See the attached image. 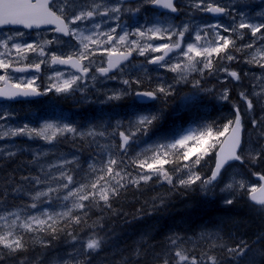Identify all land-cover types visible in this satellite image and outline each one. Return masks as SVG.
<instances>
[{
	"label": "snow or ice",
	"instance_id": "6c2138e0",
	"mask_svg": "<svg viewBox=\"0 0 264 264\" xmlns=\"http://www.w3.org/2000/svg\"><path fill=\"white\" fill-rule=\"evenodd\" d=\"M147 7L162 8L177 16L184 7L195 12L219 16H231L232 12V9L220 0H190L187 5H181L178 0H136L134 4H129L126 0H0V28L21 26L23 29L33 30L42 26H54L50 30L56 34L47 38L37 32L40 39L35 42H27L26 33L20 30L0 35V70L5 73L0 75V82L7 85L6 88H0V98L14 100L46 95L49 92L71 93L81 90L82 83L88 78L95 64L92 57L102 48L101 54H106L108 59L106 67H95V71L101 76L115 79L116 77L109 76V73L114 70L123 71L121 64L130 61L133 53H136L146 57L147 64L175 73V83H191L193 88L212 92L218 100L232 106L230 118L221 125L209 124L202 131L167 144L142 148L131 156L129 152L132 145L138 143L139 136L148 134L160 120V113L137 115L135 120L128 121L127 125L117 120L115 126H90L83 130L69 123L62 126L44 123L42 127H29L24 124L15 128L0 125V140L26 136L30 139H43L51 144L58 137L70 136L73 140L79 138L89 145L96 144L101 149L100 154L87 165L86 170L81 168L80 181L74 180L71 170L60 171L58 177L52 176L51 179L62 180L64 183L55 188L49 187L47 191H38L32 196L33 201H40L42 197L57 193V200L70 202L63 205V211H43L23 218L20 211L0 215V221L4 222V225L0 226V264H4L6 259L14 260V264H46L42 254L35 258L19 256L20 253H27L31 247L25 239V234H33L29 237L33 244L48 248L60 232L72 225L86 224L88 210L91 208L111 209V200L118 197L122 190L129 186L139 188L142 182L148 183L154 178L158 182L162 178L174 187L176 184L184 188L198 185L208 194L223 174L238 162L248 168L258 183L250 185L245 177L237 178L233 175L220 189L221 192L231 193V197L224 198V203L232 205V197L237 192L244 191L256 210L264 213V173L252 171V168L264 162V20L252 23L250 17H241L238 14L232 17L233 22L229 25L206 23L203 26L197 24L192 28L188 23L181 21L179 24L169 22L166 27L154 25L144 30L137 27L134 32H128L117 23L116 27L109 26L107 30H102L108 19L119 22L125 13L135 15ZM260 15L264 17V13ZM118 27L121 28L122 34L117 33ZM130 36L138 39H130ZM245 36L249 39L246 40ZM64 37L70 39L65 40ZM145 39L148 42L142 44L141 40ZM153 40L164 42L156 44L151 42ZM61 45H66L70 51L63 52L59 47ZM90 45H95V50ZM104 45L112 47H103ZM52 48L57 51H46ZM120 48L124 51H120ZM245 52L248 55H245ZM29 53L35 54L37 59L25 65L24 61L29 59ZM152 53L160 55H151ZM84 61L88 63L85 64ZM233 63L259 67L262 71L260 74L238 71L230 67ZM41 65H70L79 74H71L65 78L63 72L55 71L54 75L49 77L52 82L43 90L35 86L39 77L11 83L13 77L9 70L40 72ZM194 73L199 78L189 80ZM221 73L226 74L222 80L219 78ZM206 76L216 77L218 82L225 86L219 89L215 86L203 88L201 81ZM91 79L95 80L96 76L93 75ZM245 80L248 81L247 87L244 86ZM229 82L234 88L226 86ZM122 83L131 88L133 83L139 85L141 81L123 79ZM235 89L238 90L236 98L233 99L232 92ZM172 91L173 84L160 83L147 91L125 90L109 96L108 99L120 100L123 96L132 95L136 98L134 107L142 108L148 101L167 97ZM9 116L6 111L0 112V121ZM246 123L254 130V135L249 134ZM98 137L105 138L108 143L100 145ZM189 141L193 143L190 144ZM149 152L151 156L147 155ZM0 154H6L8 157L16 155L12 151L4 153L3 148H0ZM208 157H212L213 166L210 173L204 176L197 169L202 161L207 163ZM67 164L80 167L76 158L63 160L59 167L62 169ZM169 164L172 165L171 171L165 168V165ZM52 167L57 165H49V169ZM21 179L34 181L35 184L48 182L40 176H23ZM73 184L77 186L69 188V185ZM63 190H67L66 194L58 195ZM12 191L18 192L19 189L13 188ZM5 195L6 193H0V198ZM43 202L51 203V199ZM28 207L36 209L38 204L34 202ZM9 217L12 219L9 220ZM61 221L65 222L63 228L59 226ZM88 227L93 230L83 239L72 231L66 233L74 247L76 244L80 245L76 252L83 259L70 253L71 259L61 258L60 264H90L91 254L101 249L104 238L94 230L102 227L98 222ZM205 235L202 234L200 238L204 239ZM187 239L190 238L178 234L169 236L164 250L153 254V264H264V230L258 232L251 242L230 237L234 242L228 243L218 233L213 234L207 240V249L199 254L195 248L186 247ZM142 256L143 250L138 248L127 260L122 259L121 264H134L133 257L135 264H140Z\"/></svg>",
	"mask_w": 264,
	"mask_h": 264
},
{
	"label": "trees",
	"instance_id": "16d2710c",
	"mask_svg": "<svg viewBox=\"0 0 264 264\" xmlns=\"http://www.w3.org/2000/svg\"><path fill=\"white\" fill-rule=\"evenodd\" d=\"M173 99L175 98L169 96L161 100L166 106L172 108L175 106ZM193 110L195 113L191 114L189 119L198 123V132L209 124L218 126L226 122L223 114L225 108L219 107L215 101L209 108L205 99ZM191 143L193 142L191 141ZM135 149L136 145L131 148L130 156L133 155ZM27 160L16 155L9 160L0 161V169L2 170L0 192L8 185L4 178H7L8 181L15 180L19 175L18 181L21 187V193L7 192L3 200H14L24 207H28L33 200L24 191L25 189H22L21 177L36 176L37 174V170ZM212 164V157H208L207 163L202 161L197 170L200 171L201 175L206 176L210 173ZM165 168L171 171L172 165H165ZM243 202V200L236 199L232 205L222 206L218 200L211 199L208 194H205L198 185L184 188L176 184L174 187L163 181L162 178L159 182L154 178L148 183L142 182L139 188L129 186L122 190L118 197L111 200V209L91 208L88 210L86 224L72 225L60 232L48 248L33 244L32 240L29 239L33 234H25V239L31 247L27 253H20L19 256L21 258L24 256L35 258L42 254L44 261L57 249H62L69 244L71 238L66 235L68 231L72 230L74 234H78L83 239L90 235L93 230L88 226L96 222L102 227H97L94 230L104 238V243L107 240H114L115 242L116 248L112 246L102 250L106 264H121L122 259L127 260L134 252L131 246L143 250L140 264H153L154 253L151 250L158 247L159 244L167 242L168 237L173 234L190 238L187 239L186 247L195 248L197 254L207 249V241L200 242L197 240L193 242L192 238L205 230L211 231V236L218 233L224 241L229 239L233 243L234 239H230L231 237L243 238L251 242L258 232L264 230V218L257 217L254 210ZM91 216L94 218L91 219ZM64 223L61 221L59 226L63 228ZM141 229H145L146 237L137 243L131 242L135 237L134 235ZM48 238L50 239V237ZM129 241L131 244L127 247ZM133 261L135 264L134 257ZM4 264H14V260L6 259Z\"/></svg>",
	"mask_w": 264,
	"mask_h": 264
},
{
	"label": "rangeland",
	"instance_id": "374dc122",
	"mask_svg": "<svg viewBox=\"0 0 264 264\" xmlns=\"http://www.w3.org/2000/svg\"><path fill=\"white\" fill-rule=\"evenodd\" d=\"M186 2L189 4L190 0H186ZM220 2L232 9L231 16L227 15L224 19H210L209 17H202L201 16V17H198V20L195 19V20L188 21V24L190 23L192 28H195V26L197 24L203 26L206 23H222L224 25H229L233 22L232 17H236L238 14L241 17H250L251 18L250 22H252V23H260L263 19V17L260 15L262 13V11L260 9H254L251 7L252 3L257 4L259 2V0H220ZM190 12L192 14L196 13L195 11H192V10H190ZM105 25H106V23L103 25L102 30H104ZM0 35H4V34L2 33ZM245 39L248 40L249 37L245 36ZM73 43H75V41H73ZM103 47H109L110 48L109 45H104ZM60 48L65 53L70 51V49L66 45H64V46L61 45ZM92 49L95 50V46H93ZM46 51H50V50H46ZM54 51H57V49L54 48ZM102 51H103V49L101 48L100 50H98L96 52V55L94 57H92V59L95 61V64L93 65L94 67L97 65H100L101 62H103L106 54L102 55L101 54ZM13 55H15V54H13ZM245 55H248V53L245 52ZM36 59H37V57H36ZM134 66L138 67V63H136ZM230 67H232L238 71H251V72H255L257 74H260L262 71L259 67L246 65L244 63H239V64L233 63L232 65H230ZM55 71H60V70L54 69L52 72L47 74L46 79H44V83H43L44 87L52 82L49 80V77L54 75ZM9 72H10V75L13 77V80L16 83L22 82L26 79H30V78H26L25 76H17L11 70H9ZM61 72L64 73L65 78H68L72 74V73H69L67 71H61ZM125 72H126V70L119 72L120 74L117 75V77L115 79L106 78L104 76H101L98 73L92 74V75L88 76V78L82 83V88H81L82 92L80 93L81 90H78L79 94L82 95V97H84L85 100L94 99L95 101H109L108 97L112 96L113 94L122 93L125 90L131 92V91H133L132 88H136V86L133 87V84L131 85V88H129L128 85L123 86V85H119L116 83L117 81L122 83L123 79H127L125 76ZM0 75H5L3 70H0ZM93 75L96 76L95 80L91 79V77ZM225 75L226 74L221 73V74H219V78L222 80ZM16 78H19V79L17 80ZM194 78H199V77L196 76V74L194 73L192 76L189 77V80H192ZM206 78L209 80L211 79V81H212V83L209 85L208 88H213V86H215V88L219 89V88L225 86V85H221L218 82V79H215V77L211 78L209 76H206ZM38 84L39 83L36 82V86H38ZM175 84L178 85V83H175ZM183 84H185V83H183ZM189 85L192 87L191 83H189ZM226 86L229 88H234V85L231 82H229ZM244 86H246V87L248 86L247 80H245ZM192 89L194 91H191L189 93H185V91H182L181 96H179L177 101L175 99H173V101L175 102V106H180L181 109L191 108L193 106L198 107L199 104L205 99L213 100V101L218 103L219 107L223 108L226 105L225 110L223 111V114L225 115V117H228V118L231 116V107H232L231 104L218 100L216 98V94L211 93V94L205 95L202 93H207L206 91H199L193 87H192ZM237 90L238 89H235L232 92L233 99L236 98V91ZM74 92H76V91H74ZM74 92H71V93H74ZM52 94H53V96L54 95H61L64 98L65 94H67V93L49 92V95H52ZM42 105H47L50 108H53L56 104L54 102V99H52V97L50 96L45 100L44 103H41L40 106H42ZM28 108H29V105H20V106L12 107L9 104L0 103V112L6 111L7 113L10 114L9 118H7L6 120L0 121V125H3L4 127L15 128V127L22 126L24 124H28L29 127H42L44 123H52V124L58 125V126H62L65 123H69L67 121H62L58 118H54L50 114H45L43 117H41L40 120L36 121L37 117L35 115H33V114L25 115L24 114V112H26V110ZM256 112H257V115H259V108H257ZM137 115L138 114H136L135 117ZM110 122H112V120H110V117H107V119H106L107 125H109ZM96 126H103V125L99 124ZM245 127L248 130L250 135L255 134L254 130L250 129L248 127L247 123H246ZM193 128H194L193 126H188L185 130H183V132L179 133L177 136H174V137H173L172 131L167 130V131L161 133L156 138L150 140L149 142L142 144L138 150H137V148L135 150L137 152V151H140L142 148H147L149 146H153L156 144H167V143L173 142V141H175V140H177L183 136L192 135V134H194ZM109 131H111V129H109ZM97 140L99 141L100 145L108 143V140H106L105 138L98 137ZM139 142L140 143L142 142L140 137H138V143H136V144L138 145ZM0 148L4 149V153H6L7 151H12V152H15L16 155H20L23 158H26V160H27V158H29L27 161L32 165L33 168H35L37 170L36 176H40L42 180L48 181L47 183L35 184L34 181H31V180H22L21 181L22 182V189H25L24 191H26L28 193V196L31 198L38 191H47L49 187L55 188V187H57L58 184L64 183V181H62V180H52L51 179L52 176L58 177L60 171L71 170V172L74 176V180L80 181L81 176H82L81 168L86 170L87 165L89 163H92L93 159L96 156H98L101 152V149L96 144L89 145V143L86 141L79 143L77 145H74V146L68 145L66 147H63L62 144L56 146V145H54V142L49 144V143L45 142L43 139H39V138L30 139L26 136H17L14 138L2 139V140H0ZM44 153H47V155H44ZM37 154H40V155L37 156ZM147 155L151 156V153L149 152ZM11 158H13V157H8L6 154H0V161L4 160V159L9 160ZM74 158L77 159V161L80 165L79 168L76 167V165H74V164H67L62 169L59 167L60 163L63 160H65V159L73 160ZM49 165H57V167H52L51 169H49ZM42 169H43V171H42ZM210 170H211V166H210ZM252 171H258V172L264 173V162H261L257 167L252 168ZM45 173H47L48 175L46 176ZM0 174H2L1 169H0ZM233 175H236L237 178H240L241 176L245 177L250 185L258 183L257 180L255 179V177L253 175H251V172H249L247 167L241 166L238 163H236V165L232 169H229V171H227L226 173L223 174V176L219 180V182L215 183L212 186V191L210 193H208V195L211 199L218 200L222 206H226V204L224 203V198L231 197V193L221 192L220 189L223 188L224 185L230 181V178ZM18 178H19V175L17 176V178L15 180H9L8 181L7 178H4L6 180V182H8V185L5 188H3L2 189L3 191H1L0 193H7V192L11 193L12 187L18 188L19 189L18 192L21 193V187H20ZM76 186L77 185H75V184L69 185V188H75ZM66 192H67V190H63L58 195L63 196L66 194ZM56 196H57V193H52L50 197H42L40 201H32V203L35 202L38 204V207L36 209H32L30 207H24L19 202H16L14 200L13 201H7V200L4 201L3 197H5V196H3L2 198H0V215H5L8 212L20 211V215L23 218L26 215H29V214L37 215L43 211H49V212L63 211L64 210L63 205L65 203H70V202H64L61 200H57L55 198ZM237 196L243 197L242 198V200L244 201L243 203L246 206H249L250 208H252L257 217L264 218V213L257 211L256 207H254L250 204L251 202L247 198L248 194L246 192L239 191L232 198L234 199ZM48 199H51V203L43 202V201H46ZM92 218H94V217L91 216V219ZM11 219H12V217H9V220H11ZM49 223H51V221H49ZM3 225H4V222L0 221V226H3ZM3 230H6V229H3ZM17 230H19V229H17ZM210 233H211V231H208V230L201 231L200 233L195 235L192 238V240H193V242H195L197 240L200 242L207 241L209 236H211ZM202 234H206L204 239L200 238ZM146 235H147V233L145 232V229H141V231L139 230L134 235L135 237H133L131 242L137 243V241L143 240L146 237ZM59 240H61V239H59ZM131 242L130 241L127 242V247L130 246ZM166 244H167V242L159 244L158 247L153 248V250H151V252L159 253V252L163 251ZM112 246L115 247L114 240L105 241L104 245L101 247V249L98 252H94L91 254L90 264H106V261L104 260V258L102 256L103 255L102 250L105 247L109 248ZM79 247H80L79 244H76L74 247V243L71 240L68 245H66L62 249H57V251L52 253L49 256V259L44 260V262H46V264H60L61 258L68 259V260L71 259L70 255H69L70 253L76 255L77 258L83 259V257H81L79 255V253L76 252V249H78ZM131 248H132V251H134L136 248L138 249V247H135V246H131ZM73 264H74V262H73Z\"/></svg>",
	"mask_w": 264,
	"mask_h": 264
},
{
	"label": "flooded vegetation",
	"instance_id": "af4514ba",
	"mask_svg": "<svg viewBox=\"0 0 264 264\" xmlns=\"http://www.w3.org/2000/svg\"><path fill=\"white\" fill-rule=\"evenodd\" d=\"M126 2L129 4H134L136 0H126ZM178 2L181 5L188 4L186 0H178ZM251 7L254 9H260L262 13H264V0H259L257 4L252 3ZM201 16L206 17L204 14H201ZM209 18L214 19L213 17H209ZM224 18L225 16L219 19H224ZM103 19H107V18H103ZM195 19L198 20V12H196L195 14H192L189 8L187 7L182 8L181 12L179 13V16H177V14L169 13L168 11H165L162 8L147 7L143 9L140 13L135 14V15H130L128 13H125L121 17L119 22L112 20V19H108L104 30H107L109 26L116 27L117 23H119L122 25L123 30L128 31V32H134L137 27H139L141 30H144L149 27H153L154 25L166 27L167 23L169 22H174L176 24H179L181 23V21H184L188 23V21L195 20ZM262 20H264V17ZM189 26L191 27L190 23H189ZM52 27L54 26H42L40 29H33V30H26V29H23L21 26L3 27V28H0V34L3 33L4 35H7V34H11L12 32H15L16 30H20L26 33L25 39L27 42H35L40 39V37L37 36V32L41 33L43 36L47 38H51L53 35H56L54 32L50 30ZM244 31L247 32V30H244ZM117 33L122 34L121 28L119 27L117 28ZM129 38L133 40L138 39V37H135V36H130ZM64 39L69 40L70 38L64 37ZM173 39H175V37ZM145 42H148L147 39L141 40L142 44ZM151 42L159 44V43H163L164 41L153 40ZM93 46L95 45H90L91 48ZM109 46L112 47V45H109ZM46 50L54 51V48L46 49ZM120 51H124V49L120 48ZM57 54H60V53L57 52ZM151 55H160V53H152ZM28 56H29V59L24 61L25 65L29 63L30 61H35L36 59V55L33 53H29ZM107 59H108V56L105 55L103 63H101L98 66L106 67ZM173 62H175V59H173ZM84 63L87 64L88 61H84ZM136 63H138V67L134 66ZM17 66H22V65H17ZM95 67L92 66V70L90 71V74L88 76L97 73L95 71ZM120 67L121 69L126 70L125 76L127 79H129L130 81H135L139 79L141 81L139 85L133 83V87L136 86V88H132L133 91H140L141 89H142L141 91H147L150 88H155L156 85L160 83H163L165 85L170 84V83L173 84V91H172V94L169 96L174 97V98L181 96L182 91H185V93L194 91L192 87L189 85V83L187 84L178 83V85H176L174 82V78L176 75L175 73L169 72L167 69H164V68H158L156 65L147 64L146 57L139 56L136 53L130 61L123 63ZM54 69L60 70V71H67L69 73L75 72L71 68L62 67L60 65H53L52 67H48L47 65H41L40 72H35L34 70H28L25 72H14L13 71V73L17 76H25L26 78H30V79L33 77H39V79L36 81L42 82L44 81V79H46L47 74L52 72ZM144 69H146L147 71H144ZM119 72L121 71L115 70V72H113L109 76L117 77V75L120 74ZM12 81L14 82L13 79ZM116 83L118 84V81ZM211 83H212L211 79L209 80L206 77L201 81L203 88H208ZM121 85L127 86V85H124L123 83ZM40 87H41L40 89L43 88V86H40ZM211 93L212 92H207V93H202V94L206 95V94H211ZM134 98L135 97H133L132 95H126V96H123L120 100H110L111 103L113 104L112 107L106 101H101V103L106 104V106L100 111V113L103 116L102 125L105 127L108 126L106 123V119L108 117L107 113H109L110 120H112V122H110L112 126H115L117 120L123 121L125 125L128 124V121L133 120L129 118L128 115L129 113H131L130 109L133 108L134 106ZM162 98H165V97H162ZM170 119H173L174 121H170ZM173 123L175 124L176 121H175V117L170 111V116L168 117L167 120H165L164 117H161L160 120L157 123H155L151 129H161L162 130L166 126L171 127Z\"/></svg>",
	"mask_w": 264,
	"mask_h": 264
},
{
	"label": "water",
	"instance_id": "95a60500",
	"mask_svg": "<svg viewBox=\"0 0 264 264\" xmlns=\"http://www.w3.org/2000/svg\"><path fill=\"white\" fill-rule=\"evenodd\" d=\"M6 88V87H5ZM22 99H25V98H23V97H21ZM21 98H17V99H21ZM29 98V97H28ZM17 99H14V100H17Z\"/></svg>",
	"mask_w": 264,
	"mask_h": 264
}]
</instances>
